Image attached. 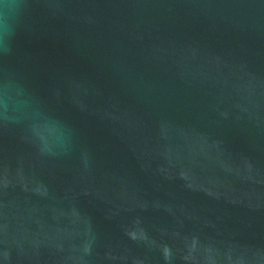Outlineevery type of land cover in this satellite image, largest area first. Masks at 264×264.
Instances as JSON below:
<instances>
[{
	"label": "water",
	"instance_id": "obj_1",
	"mask_svg": "<svg viewBox=\"0 0 264 264\" xmlns=\"http://www.w3.org/2000/svg\"><path fill=\"white\" fill-rule=\"evenodd\" d=\"M0 264H264V0H0Z\"/></svg>",
	"mask_w": 264,
	"mask_h": 264
}]
</instances>
